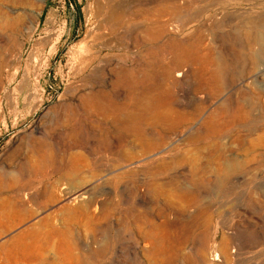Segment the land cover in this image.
Wrapping results in <instances>:
<instances>
[{
    "label": "rangeland",
    "instance_id": "1",
    "mask_svg": "<svg viewBox=\"0 0 264 264\" xmlns=\"http://www.w3.org/2000/svg\"><path fill=\"white\" fill-rule=\"evenodd\" d=\"M190 1L0 0V264H264V0Z\"/></svg>",
    "mask_w": 264,
    "mask_h": 264
},
{
    "label": "bare ground",
    "instance_id": "2",
    "mask_svg": "<svg viewBox=\"0 0 264 264\" xmlns=\"http://www.w3.org/2000/svg\"><path fill=\"white\" fill-rule=\"evenodd\" d=\"M189 1V0H188ZM193 1V0H192ZM192 1H190V2H192ZM196 1V0H195ZM194 1V2H195ZM156 3V2H155ZM176 10V9H175ZM153 27H154V25H153ZM163 28V27H162ZM170 28V27H169ZM157 29V28H156ZM160 29V28H159ZM159 31H161V30H159ZM162 33H163V31H162ZM161 34V33H160ZM162 37V36H161ZM251 39L250 40H252V42L253 43H256V42H258L259 40H260V37L259 36H257V35H252L251 37H250ZM206 41H204V43H205ZM204 43H202V45L204 44ZM199 44V43H198ZM193 46V45H192ZM204 46H205V44H204ZM199 49H201V48H199ZM179 52V51H178ZM209 52V51H208ZM212 53V52H211ZM207 56V55H206ZM208 56L210 57V54H208ZM212 64H213V62H212ZM213 73V72H212ZM180 74H181V72H180ZM179 76V75H178ZM177 76V77H178ZM210 78V77H209ZM213 80V79H212ZM138 108V107H137ZM104 111V110H103ZM138 113V112H137ZM143 113V112H142ZM100 114V113H99ZM106 114V113H105ZM110 114V113H109ZM163 114V113H162ZM239 114H241V117H246L247 116V112L244 110V109H242V110H240V112H239ZM110 116V115H109ZM112 117V116H111ZM140 118V117H139ZM166 118V117H165ZM156 119H157V117H156ZM152 120V119H151ZM240 124V123H239ZM67 158V157H66ZM83 161V160H82ZM42 164L43 163H37L36 165H33V168H36V169H38V168H40L41 166H42ZM71 165V164H70ZM13 178H15L14 176H13ZM16 179V178H15ZM16 183V182H15ZM15 185V184H14ZM21 187V186H20ZM23 189H25V188H23ZM87 190V189H86ZM3 193H4V188H3V183H2V180L0 179V233L1 232H3V230H5V229H10V228H12L14 225H15V222L14 221H19V220H21V215H20V210H26V207H27V204L26 203H28V202H30V200L32 201V196H28V194H24V195H22L21 193H22V190L21 189H18V188H16V189H14V190H12L8 195H3ZM1 195H3V196H1ZM161 195H164V193L163 194H161ZM168 195H170V194H168ZM165 196L166 198H172V197H170V196ZM175 197V196H174ZM175 199V198H174ZM171 200V199H170ZM173 200V199H172ZM171 200V201H172ZM169 204H171V202L169 203ZM21 213H22V211H21ZM6 216H9V217H11L12 218V222L11 223H9V224H6L5 222H4V218L6 217ZM16 222V223H17ZM55 228V227H54ZM54 228L53 227H48V232L47 233H52L53 231H54ZM39 233H37L36 232V235H38ZM25 237V234H20L19 236H17V240L18 241H21V239L22 238H24ZM37 238V237H36ZM35 241H37V240H35Z\"/></svg>",
    "mask_w": 264,
    "mask_h": 264
}]
</instances>
